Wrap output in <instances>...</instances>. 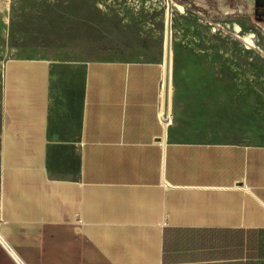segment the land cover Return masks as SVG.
Masks as SVG:
<instances>
[{
    "label": "crops",
    "instance_id": "1",
    "mask_svg": "<svg viewBox=\"0 0 264 264\" xmlns=\"http://www.w3.org/2000/svg\"><path fill=\"white\" fill-rule=\"evenodd\" d=\"M12 7L0 0V264H264L250 254L264 144L218 136L204 77H171L165 55H28ZM218 229L226 261L201 248Z\"/></svg>",
    "mask_w": 264,
    "mask_h": 264
},
{
    "label": "rangeland",
    "instance_id": "2",
    "mask_svg": "<svg viewBox=\"0 0 264 264\" xmlns=\"http://www.w3.org/2000/svg\"><path fill=\"white\" fill-rule=\"evenodd\" d=\"M11 1V44L28 55H164L167 0ZM174 1L172 76L204 77L219 137L264 144V0Z\"/></svg>",
    "mask_w": 264,
    "mask_h": 264
},
{
    "label": "trees",
    "instance_id": "3",
    "mask_svg": "<svg viewBox=\"0 0 264 264\" xmlns=\"http://www.w3.org/2000/svg\"><path fill=\"white\" fill-rule=\"evenodd\" d=\"M228 229H218L214 231H205L203 236V244L201 246L202 250L206 252L214 251L218 254L213 259L227 260V255L230 250V243L228 239L229 234ZM253 239L250 245V254L252 258H262L264 256V241L261 236H264V231H253ZM226 264V263H224Z\"/></svg>",
    "mask_w": 264,
    "mask_h": 264
},
{
    "label": "bare ground",
    "instance_id": "4",
    "mask_svg": "<svg viewBox=\"0 0 264 264\" xmlns=\"http://www.w3.org/2000/svg\"><path fill=\"white\" fill-rule=\"evenodd\" d=\"M201 1V0H200ZM250 4L252 5V0H249ZM101 6V5H99ZM179 8L181 11L182 8L181 5H178L174 0H167L166 2V7H165V17H166V36H165V41H164V55H165V61L166 64L168 63L169 67H170V75L172 77V62H173V30H172V13L173 11ZM171 26V29H170ZM238 26V24H237ZM237 30V28H236ZM238 31V30H237ZM236 31V32H237ZM251 36V35H250ZM252 37V36H251ZM246 38V37H245ZM248 39L249 34H248ZM246 38V39H247ZM243 39V38H242ZM245 39V40H246ZM247 41V40H246ZM249 41H251V39H249ZM168 67V68H169ZM167 68V69H168ZM170 78V77H169ZM171 81V80H169ZM163 98V97H162ZM169 118V117H168Z\"/></svg>",
    "mask_w": 264,
    "mask_h": 264
},
{
    "label": "flooded vegetation",
    "instance_id": "5",
    "mask_svg": "<svg viewBox=\"0 0 264 264\" xmlns=\"http://www.w3.org/2000/svg\"><path fill=\"white\" fill-rule=\"evenodd\" d=\"M65 3H69V4H70V2H69V1H66Z\"/></svg>",
    "mask_w": 264,
    "mask_h": 264
},
{
    "label": "water",
    "instance_id": "6",
    "mask_svg": "<svg viewBox=\"0 0 264 264\" xmlns=\"http://www.w3.org/2000/svg\"><path fill=\"white\" fill-rule=\"evenodd\" d=\"M170 29H171V26H170Z\"/></svg>",
    "mask_w": 264,
    "mask_h": 264
},
{
    "label": "built area",
    "instance_id": "7",
    "mask_svg": "<svg viewBox=\"0 0 264 264\" xmlns=\"http://www.w3.org/2000/svg\"><path fill=\"white\" fill-rule=\"evenodd\" d=\"M167 121V120H166Z\"/></svg>",
    "mask_w": 264,
    "mask_h": 264
}]
</instances>
